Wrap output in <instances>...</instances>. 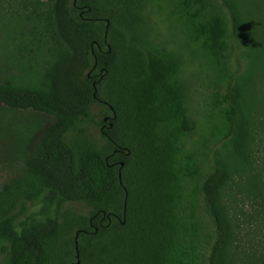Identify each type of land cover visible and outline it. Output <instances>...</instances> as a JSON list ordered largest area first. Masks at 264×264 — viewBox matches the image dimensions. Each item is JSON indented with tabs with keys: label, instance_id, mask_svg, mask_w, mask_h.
I'll return each mask as SVG.
<instances>
[{
	"label": "trees",
	"instance_id": "16d2710c",
	"mask_svg": "<svg viewBox=\"0 0 264 264\" xmlns=\"http://www.w3.org/2000/svg\"><path fill=\"white\" fill-rule=\"evenodd\" d=\"M52 1V21L44 0L2 3L0 264H70L79 229V264H239L221 190L231 169L264 184V22L238 0Z\"/></svg>",
	"mask_w": 264,
	"mask_h": 264
},
{
	"label": "rangeland",
	"instance_id": "374dc122",
	"mask_svg": "<svg viewBox=\"0 0 264 264\" xmlns=\"http://www.w3.org/2000/svg\"><path fill=\"white\" fill-rule=\"evenodd\" d=\"M8 0H0V60H6L11 54V37L15 21L13 16L6 7H3ZM42 19L44 21H52L53 18V1L44 0ZM242 1V4L239 2ZM239 7L245 8L244 13L249 10V20L254 24H260L264 22V0H238ZM251 6V8H249ZM249 8V9H248ZM259 93L256 95V102H261L264 105V79L256 82ZM100 110L98 105H95L92 109L93 113L97 114ZM9 115V114H7ZM32 118H37L32 116ZM258 119V118H255ZM41 120L45 118L41 117ZM258 119V124L249 123L251 129L255 131L257 136L255 142L251 144L255 157L251 155L249 160H253V166L250 168L251 173H256L262 180H264V119L261 121ZM91 131L96 137H99L100 126L92 124ZM228 150L223 151L222 157L227 162L232 164V157ZM11 155V149L5 147L3 143H0V164L6 166L7 161ZM252 157V158H251ZM255 167V168H254ZM4 171L0 170V181L3 179ZM229 174L231 175L226 184L222 187V200L229 208L231 217L237 228H240L241 236L243 238L242 244L244 248L239 251V264H259L264 254V184L263 187L259 185L261 179L257 176L253 179H249L250 174L243 171L231 169ZM251 178V177H250Z\"/></svg>",
	"mask_w": 264,
	"mask_h": 264
},
{
	"label": "water",
	"instance_id": "95a60500",
	"mask_svg": "<svg viewBox=\"0 0 264 264\" xmlns=\"http://www.w3.org/2000/svg\"><path fill=\"white\" fill-rule=\"evenodd\" d=\"M87 9H89V7H88ZM108 26H109V20L106 19V28H105V32H104V43L109 47V44H108V42H107ZM93 43H95V41H94ZM109 51H110V47H109L105 52H109ZM104 73H107V71L105 70ZM88 75L91 76L90 73H88ZM95 84H96V81L93 82V85H94V86H95ZM94 92H96V88H95V91H94ZM94 95H95V93H94ZM110 109H111L112 114H111V115H108V116L105 117V120H106V121L109 120V121H108V124H106L104 127L101 128V131H102L106 136H108V134H107V132L104 130V128H105L106 130L109 129V128L112 126V122H111V120H113V119L116 117V112H115L114 108H113L112 106H110ZM115 152H116V151H114L112 154H114ZM125 153L128 154V153H129V150H127ZM120 165H121V166L123 165V162H122V161L120 162ZM119 182H120L121 184L123 183V182H122V177H121V171H119ZM101 212H102L103 214H105V212H104V211H101V210L98 211L97 214H99V213H101ZM110 216H111V213H108V214H107V217L109 218V222H110ZM124 216H125V209H124ZM122 222H124V221H122ZM100 223L102 224V220L100 221ZM81 231H82V230L79 229V230H77V232H76V236H75L76 260L73 261V262H71L70 264H79V262H80V255H79L80 250H79V246H78V236H79V234H80ZM96 231H97V227L94 229L93 232L96 233Z\"/></svg>",
	"mask_w": 264,
	"mask_h": 264
},
{
	"label": "flooded vegetation",
	"instance_id": "af4514ba",
	"mask_svg": "<svg viewBox=\"0 0 264 264\" xmlns=\"http://www.w3.org/2000/svg\"><path fill=\"white\" fill-rule=\"evenodd\" d=\"M106 116H108V115H105V116H104V124L100 127V130H101L102 127H104L106 124H108V121H109V120H108V121L105 120V117H106ZM104 130L106 131L105 128H104Z\"/></svg>",
	"mask_w": 264,
	"mask_h": 264
}]
</instances>
